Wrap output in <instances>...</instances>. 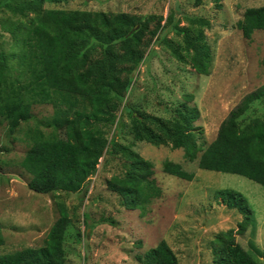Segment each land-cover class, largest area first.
Listing matches in <instances>:
<instances>
[{
	"label": "trees",
	"instance_id": "obj_1",
	"mask_svg": "<svg viewBox=\"0 0 264 264\" xmlns=\"http://www.w3.org/2000/svg\"><path fill=\"white\" fill-rule=\"evenodd\" d=\"M61 1L68 0H0V133L3 130L14 138L25 128L28 148L20 164L31 174L32 190L57 197L61 191L67 195L79 192L101 162L124 159L108 185L120 194L123 206L144 215L153 199L162 195V188L153 177V163L118 141L115 131L120 111L129 115L130 132L136 140L183 148L186 159H198L200 168L239 174L264 185V119H241L251 103L264 100V84L230 111L206 147L198 142V108L187 102L193 94L168 105L170 116L129 102L136 73L157 40L169 45L178 60L189 62L199 74H210L211 55L203 33L209 21L186 15L190 26L198 24L192 28L194 36L191 27H179L174 12L163 23V15L156 14L45 7ZM171 23L177 32H185L184 44L162 39ZM237 25L249 39L264 29V5L246 8ZM38 104H51L53 110L31 124ZM61 128L65 138L59 135ZM163 170L189 180L196 176L173 160H166ZM218 194L229 207L246 215L238 228L243 234L250 225L243 194L234 189H221ZM58 204L60 215L43 245L0 253V264L66 263L68 236L80 240L82 232H69L78 208ZM82 216L91 229L87 212ZM213 255V264H264L237 241L234 229L219 232ZM140 260L141 264H180L165 239Z\"/></svg>",
	"mask_w": 264,
	"mask_h": 264
},
{
	"label": "rangeland",
	"instance_id": "obj_2",
	"mask_svg": "<svg viewBox=\"0 0 264 264\" xmlns=\"http://www.w3.org/2000/svg\"><path fill=\"white\" fill-rule=\"evenodd\" d=\"M261 5L264 0H68L45 7L156 14L163 15V23L174 12L179 27H191L194 36L192 28L198 24L190 26L185 16L209 21L203 33L211 55L210 74H199L192 64L178 60L169 45L157 40L136 73L129 97V102L141 109L170 116L168 105H176L184 100L185 94H193V100L187 102L198 108L200 117L196 124L201 127L198 142L206 147L216 138L230 111L264 84V29L256 30L249 39L237 25L246 8ZM184 34L182 30L177 32L171 23L163 30L162 39L184 44ZM192 41L191 38L189 42ZM52 110L51 104L36 105V118L31 124ZM253 117L264 119L262 98L251 103L241 119ZM117 126L118 141L153 163V177L162 188V195L153 199L144 215L138 209L123 206L120 194L108 185L124 159L101 162L97 173L79 192L67 195L61 191L60 197L42 194L29 187L31 174L20 164L28 148L25 128L14 138L7 137L2 130L1 254L43 245L49 228L60 215L58 203L65 202L70 208H78V216L73 217L75 225L69 232L73 234L77 229L82 232L80 240L68 236L65 264H141L140 258L164 239L177 253L180 264H213L216 236L228 229H234L237 241L264 263V185L239 174L200 168L198 159H186L183 148L136 140L130 132V117L124 111L119 112ZM59 135L66 137L64 128L59 129ZM166 160L180 163L185 170L194 172L195 178L189 180L166 173L163 170ZM221 189L239 191L246 200L250 225L243 234L238 228L246 215L227 205L218 194ZM84 212L91 229L85 226Z\"/></svg>",
	"mask_w": 264,
	"mask_h": 264
}]
</instances>
